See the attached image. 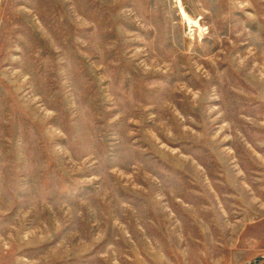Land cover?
<instances>
[{"label":"rangeland","instance_id":"obj_1","mask_svg":"<svg viewBox=\"0 0 264 264\" xmlns=\"http://www.w3.org/2000/svg\"><path fill=\"white\" fill-rule=\"evenodd\" d=\"M0 264H264V0H0Z\"/></svg>","mask_w":264,"mask_h":264}]
</instances>
